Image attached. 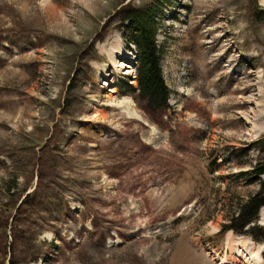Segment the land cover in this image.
I'll return each mask as SVG.
<instances>
[{
	"label": "rangeland",
	"instance_id": "obj_1",
	"mask_svg": "<svg viewBox=\"0 0 264 264\" xmlns=\"http://www.w3.org/2000/svg\"><path fill=\"white\" fill-rule=\"evenodd\" d=\"M147 6L160 109L125 39ZM263 139L261 0H0V264H264V206L221 232L264 180Z\"/></svg>",
	"mask_w": 264,
	"mask_h": 264
},
{
	"label": "trees",
	"instance_id": "obj_2",
	"mask_svg": "<svg viewBox=\"0 0 264 264\" xmlns=\"http://www.w3.org/2000/svg\"><path fill=\"white\" fill-rule=\"evenodd\" d=\"M159 16V9L156 6H147L142 9L129 8L123 11V22L128 27L125 39L128 43L133 44L138 52L137 81L140 99L146 102L149 108L156 109L166 107L170 99V90L163 76V51L158 43ZM220 30L221 26L211 27L208 35L213 36L214 33ZM221 35L214 40V43L218 44L227 36L226 33ZM214 43L210 45V49L216 46ZM228 53L229 51L222 58L232 63L234 59L227 56ZM252 75V72L249 74L247 69L237 73L232 71L229 84L236 83L238 79L241 84L247 83L246 79L249 80ZM255 169V173L259 178L264 176V160L262 163H258ZM263 206L264 180H261L259 190L241 203L236 214L232 216L231 223L225 225L221 232L228 230H233L236 233L249 232L245 228L257 221L258 214ZM2 231L3 229H0V233ZM9 248L5 246L2 251L3 254L8 252ZM3 261L4 256L0 253V263H3Z\"/></svg>",
	"mask_w": 264,
	"mask_h": 264
},
{
	"label": "bare ground",
	"instance_id": "obj_3",
	"mask_svg": "<svg viewBox=\"0 0 264 264\" xmlns=\"http://www.w3.org/2000/svg\"><path fill=\"white\" fill-rule=\"evenodd\" d=\"M261 3L264 5V0H261ZM241 247H242V246H241ZM241 252H242V250H241ZM244 254H245V253H244ZM244 254H243V255H244ZM241 255H242V254H241ZM248 255H249V254L247 253V254H246V256H244V257H246V258H247V257H248ZM239 257H241V256L239 255ZM245 262H247V261H245ZM258 264H259V263H258Z\"/></svg>",
	"mask_w": 264,
	"mask_h": 264
}]
</instances>
